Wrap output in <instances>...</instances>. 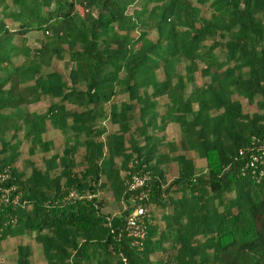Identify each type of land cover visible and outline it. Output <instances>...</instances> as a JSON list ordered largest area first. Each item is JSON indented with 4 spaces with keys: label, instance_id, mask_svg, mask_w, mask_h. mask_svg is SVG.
<instances>
[{
    "label": "trees",
    "instance_id": "16d2710c",
    "mask_svg": "<svg viewBox=\"0 0 264 264\" xmlns=\"http://www.w3.org/2000/svg\"><path fill=\"white\" fill-rule=\"evenodd\" d=\"M191 1L0 0V168L19 199L0 204V244L33 234L45 264H122L121 256L144 264L167 241L172 264H264V180L239 177L237 156L252 136L264 138V0ZM32 32L41 36L35 49ZM52 60L67 66L66 77ZM117 95L126 99L115 103ZM45 98L55 101L29 110ZM238 98L256 112L244 113ZM103 121L116 130L105 133ZM47 124L63 149L42 172L28 161L24 177L14 167L21 140L29 156L48 152ZM167 124L177 141L164 143ZM190 153L204 161L202 173ZM170 163L176 176L166 183ZM142 168V206L170 213L156 240V228L145 227L136 250L123 230L131 208L105 215L95 195L127 203L126 172ZM32 254L19 244L14 263L30 264Z\"/></svg>",
    "mask_w": 264,
    "mask_h": 264
},
{
    "label": "built area",
    "instance_id": "2783aa9c",
    "mask_svg": "<svg viewBox=\"0 0 264 264\" xmlns=\"http://www.w3.org/2000/svg\"><path fill=\"white\" fill-rule=\"evenodd\" d=\"M237 156L243 159L238 170L239 177L247 178L254 184L264 180V138L252 136L249 148L238 150ZM9 172L7 168H0V204L16 206L19 199L17 195H12L14 187H4L10 178ZM126 175L124 187L125 191L130 194L127 204L131 205V211L125 216L123 230L129 247L140 250L145 237L148 216L147 207H143L141 203L148 200V192L145 188L149 175L143 171V168L134 172H126ZM75 198L74 193H68L67 199ZM11 221L14 222V220ZM120 261L122 264H128L123 256L120 257Z\"/></svg>",
    "mask_w": 264,
    "mask_h": 264
},
{
    "label": "rangeland",
    "instance_id": "374dc122",
    "mask_svg": "<svg viewBox=\"0 0 264 264\" xmlns=\"http://www.w3.org/2000/svg\"><path fill=\"white\" fill-rule=\"evenodd\" d=\"M193 3V0L191 1ZM207 15V13H206ZM264 21V20H263ZM152 37V35H151ZM41 36L39 34H35L34 32H32L27 40V44L29 47L31 48H38V42L40 41ZM15 42L18 41V38H15L14 40ZM14 61V60H13ZM51 65L54 66V68L56 69V71H58L60 74H62L64 77H66L67 74V66L64 65V63H62L61 61H56V60H52L51 61ZM195 84L196 85H201V83L203 81H206L207 79H201L196 71L195 73ZM122 98L120 96H116L114 98V100H116L115 103H118L119 100H121ZM241 103H242V111L244 113H248V115H251L253 113L256 112V108L254 105H248V103L241 98H238ZM160 105L163 103L164 100H159ZM42 107L45 106V104L43 103L41 105ZM33 109V108H32ZM163 107L160 106L159 107V111L162 112ZM103 124L105 125V128L107 129L106 132L110 133L112 132V130H114L113 127H110V125H108V123H106L105 121L103 122ZM136 123L133 122L131 129H133L135 127ZM176 125H166L165 130L163 131V137H164V143L167 141H171L174 139H178L179 138V132L178 129H176ZM19 138L21 139V135L19 134ZM59 144L56 145V150L62 151L63 149V145H62V139L58 140ZM27 148H28V143L25 140H21V144L19 146V156L17 161L15 162V169L17 171H21L24 174V177L27 176L30 172L29 168L27 167V163L28 161H31V159L34 158L35 166L38 165V157L35 155L29 156L27 154ZM160 152H165L166 151V147L163 144L162 146L159 147ZM81 151V150H79ZM77 154V153H76ZM189 156V154H188ZM191 159H193L194 164H195V168H196V172L197 173H202L204 171V164L201 161H198L196 159V157L194 156H190ZM75 159L79 162V160L81 159V152H79V154H77L75 156ZM32 162V161H31ZM175 163H170L169 166H167L166 168V172L164 174L165 177V182L169 183L175 176H176V167H175ZM121 177H123L125 175L124 172L121 173ZM179 190H177L176 188H172L171 192L169 193V195L172 196H176L178 197L179 195ZM227 196H231V194L227 195ZM99 197H102L101 200H103L105 203L104 205L106 206V212L107 214H114V215H118L119 213H121L122 211H124L125 209H130L131 205L125 203V202H120V201H114L112 199V196L110 194V192H107L105 190H102V194ZM106 200V201H105ZM113 200V201H112ZM103 201L101 202V204L103 203ZM123 207V208H122ZM150 207V206H149ZM102 208V206H101ZM149 210V208H148ZM149 211H148V215H149ZM33 237L34 235H30V236H23V237H14V238H9L7 240H5L2 244H0V264H15V248L17 245L19 244H28L30 245L31 249H32V256L30 257V264H45L42 260H41V256H40V250L38 248V246L35 244V242H33Z\"/></svg>",
    "mask_w": 264,
    "mask_h": 264
},
{
    "label": "crops",
    "instance_id": "0c3cea01",
    "mask_svg": "<svg viewBox=\"0 0 264 264\" xmlns=\"http://www.w3.org/2000/svg\"><path fill=\"white\" fill-rule=\"evenodd\" d=\"M117 96H120L122 98L121 100H125L126 99V97L124 95H117ZM54 101L55 100H53V99L45 98L40 103L35 104V105H31L28 108H29L30 111H34V113L41 114L44 111V109H46V107H48L51 104V102H54ZM114 101L116 102V100H114ZM43 103L45 104L44 107L41 106ZM65 109L67 110V112H69V111L71 112L72 110H76V109H73L72 107H70L69 105H66L65 106ZM78 111H79V109H78ZM103 122H102V125L105 128V125L103 124ZM168 125H174V124H168ZM110 127H113L114 130H116V126H111L110 125ZM106 130L107 129L105 128V133H107ZM114 130H112V132H114ZM112 132H110V133H112ZM110 133H107V134H110ZM162 135H163V133H162ZM59 139H62V145H63L64 144L63 143L64 142L63 136L61 134H59V132L55 128H53L51 125L47 124L46 125V128L44 129V132H43V134L41 136V141L42 142L44 141V142L51 143V147H49V151L46 152V153L41 154L39 151H37V152H35L33 154V155H35V156L38 157L37 158L38 159V165L37 166H35L36 164H34L35 163V160H36L34 158V156H33V159H31L32 164H33L32 165L33 168H35L36 170L42 172L43 171V166H44V160L48 159L54 153H60L61 152L59 150H56V145L59 144V142H58ZM177 140L178 139H174V140H171V141L174 142V141H177ZM167 142H170V140L167 141ZM79 150H81V151H79ZM79 152H81V159L79 160V162L75 159V163H79V165H80L82 163L83 148L80 147L78 149V151H77V154H79ZM165 152H162V153H165ZM190 156H193V154L190 153L188 157H190ZM197 160L203 162V164H204V161L203 160H199V159H197ZM192 161H193V159H192ZM116 162H118V160H116ZM193 163H194V161H193ZM204 166H205V164H204ZM121 173H120V176H122ZM101 194H102V191H99V192H97V194L95 195V197L98 198V196H100ZM98 199H102V197H99ZM104 203L105 202L103 201V203L101 204L102 205V208H100V211L103 214L108 215L107 212H106V206L104 205ZM148 208H149V210H148ZM148 208H147V211H149L150 213L147 216L146 226L147 225L150 226V227L154 226L156 228V230H157V233L155 234V236L152 237V238H150L151 239V242H152V241L156 240V237H157L159 231H161L163 229V227H164L163 216L166 215V214H169L170 211H169V208L168 207H166V208H160L158 206L151 205ZM118 215L117 214L116 215L109 214V216H111V217H116ZM169 245L170 244H169L168 241L165 242V243L163 242L162 243L163 250L162 249H158V250L156 249L152 253H150L149 255H147V258L145 259L144 264H172L170 262V259L173 256V253L174 252H173V250H171L169 248ZM38 248H39V246H38Z\"/></svg>",
    "mask_w": 264,
    "mask_h": 264
}]
</instances>
